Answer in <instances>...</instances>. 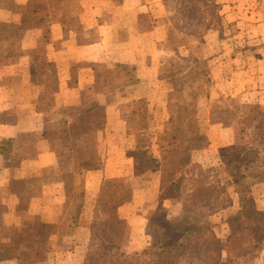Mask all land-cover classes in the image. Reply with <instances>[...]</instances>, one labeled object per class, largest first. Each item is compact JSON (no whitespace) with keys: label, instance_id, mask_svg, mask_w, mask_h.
<instances>
[{"label":"rangeland","instance_id":"374dc122","mask_svg":"<svg viewBox=\"0 0 264 264\" xmlns=\"http://www.w3.org/2000/svg\"><path fill=\"white\" fill-rule=\"evenodd\" d=\"M17 1L20 0H0V6L9 7V10L13 12L22 13L29 20H38L40 18V20L45 18L48 20V17L52 16L55 10H62L65 16H69L75 12V3L73 0H28L24 5L19 4ZM119 1L120 0H114L115 3H119ZM258 1L262 4L261 6L264 9V0ZM211 2V0H151V4L153 5V16H157L156 18H160L164 22V27L158 34V42L155 46V50L157 49L160 55V62L164 63L163 72L159 75V79L157 80L162 89L158 90L152 96H147L148 98L131 100L128 102L121 100V104L124 106L123 111L126 115V124L131 129L127 132V156H133L135 158L136 166L131 168L130 164H126L125 168L121 170L118 176L111 177L110 175H106L103 177L97 190L92 186L97 182V177L87 179L84 173L82 177L79 176L76 178L77 182L79 181L82 183L80 186L81 197L77 196L78 202H80L81 198L83 199L82 206L79 208L76 218L77 223L85 227L84 231H78V229L75 231L74 227L73 230H71L72 234H68V232L64 233L63 231L66 230L62 231L61 226L65 224H63V221L68 220L67 218L71 217L73 213L76 212L70 199L67 203V207L62 208L61 215L59 219H57V234H51L54 225L45 223V216L42 218L41 213L39 214L37 223L40 230L53 238L49 240L51 243L49 245L50 253L55 257L54 262L51 264L116 263V259L113 257L114 251L105 252L104 256H101L103 252L100 244L101 239L97 238L105 237L103 232L105 223L103 225L98 224V234L94 239H91L90 228L93 222L98 221V223L101 224L107 220V215L109 213L107 210L108 198L102 202L103 211L99 213L96 219L95 205L102 184L105 180L111 178H123L128 181L132 188L131 200L121 207H118L115 211L120 218L127 222L128 226L127 237L120 242H116V244H118L117 246H119L118 251L125 255H133L151 248L154 237L151 228L146 226V223L147 219L157 212L158 209L159 175L150 173L147 171L148 168L144 171L145 167L142 166V159H144L146 153L147 155H149V153L157 154V150L155 152V145H153V143L156 142L158 133L166 126L168 113L167 108L165 107L166 109H164V105L167 103V96L170 92H180V94L186 96V98L190 100L191 98L194 99L196 113L193 116V122L198 127L199 136L193 139L170 141L167 148L169 149L168 151H189L192 162L206 169L219 166V156L222 148L231 146L235 142L237 143L238 149L241 147V140L237 139L235 141L233 127L235 126L237 132H239L238 137H241L242 134L240 133V129L243 128V123L239 121V117L241 116L240 110L237 111L232 108L243 105L260 104H248L242 103L240 100L230 99V97L225 94V86L221 84L215 88L218 95L215 96L213 94L212 88H214V85L209 77L211 66L210 64L204 63V59L208 56V53H216L218 51L220 40L216 36L215 30L206 31V27L202 25L203 20H206L205 23H207V20L211 19ZM252 2L253 0H250L251 4ZM215 3L218 5L217 11L222 23V36L220 39H223L226 38L224 34L230 31L232 32V28L225 20V14L221 13L222 4L220 0H215ZM260 4L255 2L253 5L258 8ZM255 19H257V17H255ZM0 24L8 26H0V72L4 73L2 72L4 71V66H8L10 60L22 54L21 46L17 44V42L21 40L22 31L18 25L13 23L0 22ZM9 24L16 27H9ZM116 39L117 41H115V37L109 39L111 42L106 43V47L103 48L104 53L101 56V63L97 64V68L93 69L95 75L93 84H91L90 90L86 91L83 98L85 108L92 100L98 101L99 103V101H101L100 97L102 94H105V92L107 94L113 91L119 93L122 90H126L135 81L133 68H131L128 63L131 59L135 60L140 56L141 51L131 49L127 43L120 44L117 37ZM9 40L13 41L10 45ZM42 52L43 49L40 48L35 50V54L31 52H29V54L33 56L38 55L45 63V88L47 93L43 97L42 106L48 109L52 97L49 95H51L54 90L53 88L56 87L57 82L55 79V66L52 62L47 61V56L42 54ZM125 55H127V58H125ZM43 59H45V61ZM34 66L37 72H42L44 68L41 62ZM203 70L205 71V75L201 73ZM14 72L16 71L14 70ZM149 86H151V84ZM147 99L150 100L147 101ZM103 112L102 105L86 115H79V109H74V107H64L56 109V111H48V115H50L51 119L54 121H56V119H61L60 122H54L51 124V127H48V134L51 138L56 140L60 132L61 136L58 137L59 140L57 143L60 142L64 143L65 146H71L73 150L76 148L74 154L78 155L80 151L85 152V149H87L85 153H90V155L94 157V163L97 165L94 169H98L101 163H103V150H105L106 142L105 134L102 131L104 124ZM6 117L9 119V108L7 111L0 110V121L4 120ZM63 119H67L66 121L71 122L70 127H67L75 133V137L72 138L67 136L66 130H63L67 123H63ZM144 121L147 126L145 129H143ZM214 123L227 126L233 134V142H230V144L226 146H218L209 140L210 131H212L213 135L216 130L215 128L209 130L210 126L207 127V125ZM218 130H220V128ZM61 132L63 134H61ZM24 137L26 141H28V144L33 141V138L29 137V135L22 136L21 138L23 139ZM244 137L246 138L247 136ZM245 138L243 139L245 140ZM31 145L33 144L31 143ZM193 148L195 151L192 152ZM7 149L13 154L12 156L16 155L14 149L9 148V142L1 141V154ZM259 155L260 156L256 155V158L253 156L250 162H253V164L256 162L260 163V157L262 158L264 155L261 153ZM79 157H85L86 163L89 162V157L85 154L64 160L63 162H65V165L63 171L72 170L73 166H75V159ZM7 163L13 164V161L9 160ZM257 169L264 170V164ZM140 172H144V174L140 175ZM5 173L6 171L0 170V211L3 210L5 212L3 218H0V244L7 243L1 235L9 231L11 227L9 221L11 219L17 223L15 224L18 227L21 220L20 214L27 212L36 214V211L31 210V207L28 206V201L33 195L30 192L21 191L19 184H12V186L19 189L16 193L19 198H9V184L6 182ZM226 173H230L227 168ZM208 175H210L211 178L205 177L203 179H198L194 177V179L199 185H203L204 183H207V185L210 183L213 184V173H209ZM86 180L89 181V184L88 188L86 187L85 195V192H83L85 188L83 187L85 186ZM187 180L188 179L185 178L180 186L186 188ZM53 181H56V179ZM250 181L251 180L247 178L242 182L227 186L225 190L226 193L222 197L217 212L209 217L210 222L214 225V231L219 240L224 241L229 236L231 230L225 222V219L230 216L231 212H235L240 208L241 199L243 200L246 197L251 198L255 208L259 211H264V182L250 185ZM33 185V183L29 184L30 187H33ZM22 188H24V186ZM180 190L181 187L177 188L173 192L174 196L172 199L164 201L161 214L166 212L170 218L179 214L182 202V198L178 196L181 192ZM77 193L79 195V188ZM49 195L50 194H48V196ZM228 199L231 201V207L222 210L221 208L228 203ZM51 211L52 216L58 215L59 213L58 209L55 207H51V210L48 212ZM33 224L34 223L28 224V226L32 228L31 226ZM254 225L255 220L251 221V218H246L243 221V232L238 234L239 243L237 244V250L239 252V249L242 248L243 250H241L240 253H246V257L244 259L240 258L239 264H264V250L260 252L252 250V238L249 236V231L253 230ZM75 243H77V245L79 244L76 248L74 245ZM16 256V251L13 248L0 246V264H17Z\"/></svg>","mask_w":264,"mask_h":264},{"label":"crops","instance_id":"0c3cea01","mask_svg":"<svg viewBox=\"0 0 264 264\" xmlns=\"http://www.w3.org/2000/svg\"><path fill=\"white\" fill-rule=\"evenodd\" d=\"M73 1L75 12L65 16L62 10H55L53 17H48V20H29L22 13L0 6V22L16 24L22 31L21 40L17 42L21 46L22 54L11 58L9 65L3 68L4 73L0 72V110L7 111L9 108V119L6 117L0 121V142H9V148L16 153L15 157L8 149L2 154L0 152V170L6 171L9 198H19L16 194L19 190L17 187L12 188L13 192L10 190V185L15 183L20 185L21 191L30 192L33 196L28 201V206L37 214L41 213L42 218L45 216V223L54 225L51 234H57V219L65 207L66 198L59 194L60 191H65L64 187L57 182L45 183V172L47 169H56L64 160L90 153H85V149V152L80 151L77 155L74 154L76 148L73 150L71 146L57 143L60 132L56 140L51 138L48 127L61 119L54 121L48 111L64 107L79 108V111L85 108L83 98L93 84V69L101 63L103 48L106 43L111 42L109 39L115 37L117 41V37L120 44L127 43L131 49L141 51L140 56L128 63L134 72L133 84L119 93L105 92L100 97L99 105L104 110L102 131L106 137L103 163L98 169L84 172L87 179L97 177V182L92 185L97 190L106 175L118 176L126 164H130L131 168L136 166L135 158L127 156V132L131 129L126 124L121 100L128 102L148 98L147 96L161 90L157 80L164 69V63L160 62V55L155 50L164 22L153 16L151 0H120L119 3L114 0ZM17 2L24 5L28 0ZM220 2L221 13L225 14V20L231 25L232 32L224 34L226 38H218L220 47L209 74L214 85L213 94L218 95L215 88L221 84L225 86V94L230 99L264 105L262 4L258 0H253L252 4L250 0ZM255 2L260 4L258 8L253 5ZM216 36L218 37L217 34ZM12 42L9 40V45ZM40 48L43 49L42 54L47 56V61L55 66L57 83L49 95L52 97L48 109L42 106L43 97L47 93L45 63L38 55L29 54ZM40 62L44 68L42 72H37L34 65ZM66 120L63 119V123H67L63 130H66L68 137L73 138L75 133L69 128L71 122ZM207 127L209 130H216L213 135L210 131L209 135V140L214 144L226 146L233 142V134L227 126L214 123ZM28 135L33 138L30 144L25 137L21 138ZM193 149L192 152L195 151ZM9 160L13 164H8ZM32 183L34 185L30 187L29 184ZM88 184L89 181L86 180L83 187L85 195ZM51 207L58 209V215L52 216V211L48 212ZM74 229L84 231L85 227L77 223ZM74 245L76 248L79 244Z\"/></svg>","mask_w":264,"mask_h":264},{"label":"trees","instance_id":"16d2710c","mask_svg":"<svg viewBox=\"0 0 264 264\" xmlns=\"http://www.w3.org/2000/svg\"><path fill=\"white\" fill-rule=\"evenodd\" d=\"M211 1V19L207 20V23H205L206 20H203L202 25L206 27V31L215 30L220 39L222 23L217 11L218 5L215 0ZM0 26L8 27L5 24H0ZM9 27L16 26L9 24ZM215 58L216 53H208L204 63L212 66ZM201 73L205 75L204 70ZM99 106L98 102L92 100L86 108L80 109L79 115L89 114ZM165 107L168 113L166 126L158 133L156 142L153 143L157 154L149 153L147 155L146 153L142 159L144 171L148 168L147 171L150 173L159 175L158 209L147 219L146 223V226L153 232V244L151 248L133 255H125L118 251L119 246L116 242L127 237L128 226L127 222L120 218L115 211L131 200L132 188L123 178H111L102 184L95 205L96 219L103 211L102 202L108 198L107 220L101 224L96 221L90 225L91 239H94L98 234V224L105 223L103 228L105 237L97 238L101 239L100 244L103 251L101 256L103 257L105 252L114 251L113 257L116 259V263L113 264H239L240 258L246 257V253H240L242 248L239 249V252L237 250L238 234L243 232V221L246 218H251V221L255 220L253 230L249 231V236L252 238V250L257 252L264 250V211L257 210L251 198L241 199L240 208L231 212L230 216L225 219L231 230L226 240H219L214 231V225L209 220V217L217 212L227 186L242 182L247 178L251 180L250 185L264 182V170L257 169L263 166L264 157H260V163L250 162L253 156L256 158V155L260 156V153L264 155V105H243L232 108L240 110L239 121L243 123V128L240 129L242 136L238 137L239 132L235 126L233 133L235 141L241 140V147L238 149L235 142L231 146L222 148L219 166L206 169L192 162L189 151L178 152L167 149L170 141L193 139L199 136L198 127L193 122V116L196 113L194 99L190 100L180 92L173 91L168 94L164 109H166ZM143 126V129L147 127L145 121ZM88 157V163H86L85 157L75 159V166L72 170L63 171L65 165L63 162L56 169H47L45 172V183L57 182L58 185L64 187L65 191H60L59 194H63L66 198L65 207L70 199L76 210L71 217L67 218L68 220L63 221L65 224L61 228L62 231L66 230L63 231L64 233L68 232L69 234L73 230L74 225L77 224L76 216L82 206L83 199L81 198L80 202L77 199V196L81 197L80 186L82 183L77 182L76 178L82 177L86 170L97 167L94 157L92 155H88ZM226 168L230 173H226ZM209 173H213V184L199 185L194 179V177L198 179L211 178ZM139 174L142 175L144 172ZM185 178L188 179L187 187L183 188L180 185ZM54 179L56 181H53ZM180 187L181 192L178 196L182 198V202L179 214L172 218L166 212L161 214L164 201L172 199L173 192ZM12 188L14 186H10V190L13 192ZM227 202L221 208L222 210L231 207V201L228 199ZM4 214L5 212L1 210V219ZM38 216L39 214L30 212L20 214L19 226L17 227L11 219L9 231L1 235L7 243L0 244V246L10 247L16 251L17 264H51L55 260L49 247L51 244L49 240L53 238L40 230L37 223ZM32 223L34 224L30 228L28 224Z\"/></svg>","mask_w":264,"mask_h":264}]
</instances>
